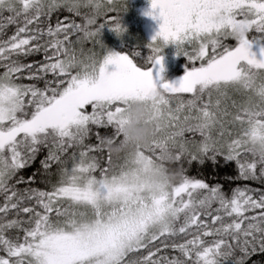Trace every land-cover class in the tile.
Returning a JSON list of instances; mask_svg holds the SVG:
<instances>
[{
	"label": "snow or ice",
	"instance_id": "1",
	"mask_svg": "<svg viewBox=\"0 0 264 264\" xmlns=\"http://www.w3.org/2000/svg\"><path fill=\"white\" fill-rule=\"evenodd\" d=\"M120 11L117 0H0V264H248L264 253V187L229 195L182 163L222 157L264 185L251 147L264 144V0H151L162 23L140 61L101 39L126 32ZM169 45L188 61L178 83L162 76ZM135 101L150 103L157 136L114 159Z\"/></svg>",
	"mask_w": 264,
	"mask_h": 264
},
{
	"label": "trees",
	"instance_id": "2",
	"mask_svg": "<svg viewBox=\"0 0 264 264\" xmlns=\"http://www.w3.org/2000/svg\"><path fill=\"white\" fill-rule=\"evenodd\" d=\"M121 0H117V2H120ZM131 0H122V6L123 9L120 11V15L122 17V23L124 27L126 28V34L128 35L126 38H116L107 36L108 31H110V28L103 29L102 34V41L104 44L110 48H113L117 52H129L133 53L135 51H140L141 56L137 57V60L140 61L143 59L144 56H147L150 52V50L146 47V45L151 41V38L155 35V33L159 30V21L156 19H153V17L147 15L149 11H151V0H149V3L147 5L142 6V9H139L137 12L135 9V2ZM127 5V11H124V5ZM140 8V7H139ZM81 12L83 14L91 15L92 10L90 8H81ZM141 14V17L144 22V27L140 31V28H135V21L139 19V16ZM5 16L8 15V13L4 14ZM59 15L61 18L64 16H70L72 14L68 13L65 10H61L59 13L55 14ZM55 15L53 17V20L55 21ZM126 18L127 20H124ZM76 21L78 23L83 22V17H75ZM98 22H101L98 20ZM15 30V25H10L6 28L7 34H12ZM143 32L142 34H140ZM104 38H107V41H104ZM76 39L75 36L72 37V40L74 41ZM227 43L232 44L234 41L228 40ZM99 45H96V47ZM81 46L76 45V48L79 49ZM91 47H94L91 42H85L83 44V48L85 50L90 49ZM167 52H173L174 55L170 60L166 58ZM77 55L79 56L78 52ZM164 55V64H165V71L162 74L163 80L166 82L171 83H178L182 77L186 74L188 61L183 56H178L176 53V47L175 45H169L164 49L163 52ZM42 59V56H32L28 57V61L33 60H40ZM28 82V81H25ZM40 86H43L42 83ZM238 101L242 99L240 95L234 96ZM97 129H93V134L87 143L91 144H97L98 140L96 138L95 132ZM101 136L108 137L112 134L113 129L112 128H99L98 129ZM190 136V134H189ZM196 139H199V136H196ZM45 155L44 152H41L40 156L37 157L36 162L32 165L31 168L26 169L23 172L24 176L29 175L32 172H35L38 168H40V159L43 158ZM98 157H103L106 159V152L105 153H96ZM113 157L115 159V154H113ZM171 172L179 173L181 171V165H177L175 163H169L168 165ZM183 169H186L187 174L193 178H200L204 179L209 184L215 185L219 184L223 187L224 191L231 193V190L235 187L248 185L255 188L264 187V185H261L260 183L256 181H250V180H243L239 178V172L238 167L235 162H225L222 157H218L216 163H213L212 161H205L203 164H200L197 161H193L191 164H188L185 160L182 163ZM176 179H179V176L176 177ZM34 187H38L41 189H44L46 187V184L41 180V178L38 176V182L33 185ZM23 187V185H21ZM239 255V253H237ZM248 264H264V253H257L253 255L249 260Z\"/></svg>",
	"mask_w": 264,
	"mask_h": 264
},
{
	"label": "clouds",
	"instance_id": "3",
	"mask_svg": "<svg viewBox=\"0 0 264 264\" xmlns=\"http://www.w3.org/2000/svg\"><path fill=\"white\" fill-rule=\"evenodd\" d=\"M152 117V108L150 103L144 101H135L131 104L126 113L127 123L124 125L123 132L126 135L127 142L123 147L108 145L109 149L115 155L122 152L133 154L136 146H145L151 144L157 136L155 121L147 123ZM253 147L257 156L264 154V144L256 143ZM176 177L169 175L168 179L173 180Z\"/></svg>",
	"mask_w": 264,
	"mask_h": 264
},
{
	"label": "rangeland",
	"instance_id": "4",
	"mask_svg": "<svg viewBox=\"0 0 264 264\" xmlns=\"http://www.w3.org/2000/svg\"><path fill=\"white\" fill-rule=\"evenodd\" d=\"M131 1H134L135 2V9H137L136 10V12L139 10V9H142L141 7L142 6H145V5H147V3H149V0H131ZM134 2H132L133 4H134ZM117 6L118 7H120V9H123V6H122V0L120 1V2H117ZM140 7V8H139ZM124 20H127L126 18H124ZM135 28H140V31L143 29V27H144V22H143V19H142V17H141V14H140V16H139V19H137L135 22ZM160 23H162V21H159V25H160ZM143 32H141L140 34H142ZM107 36H111V37H116V38H126L128 35L126 34V33H124L123 34V36H118L115 32H113L112 30H110V31H108V33H107ZM104 41H107V38H104ZM108 48H110L109 46H108ZM90 49H93L94 51H96L97 53H99V52H101V49H100V47L99 46H95V47H91ZM110 49H112V50H114L113 48H110ZM78 51V54L80 55V53H79V49H77ZM88 50L89 49H87V50H85L84 49V51H85V53H87L88 52ZM114 51H116V50H114ZM164 54H166L165 56H166V58L168 59V60H170L173 56H171V55H174V53L173 52H167V53H164ZM112 69L114 70V66H112ZM234 96H238V94H233Z\"/></svg>",
	"mask_w": 264,
	"mask_h": 264
}]
</instances>
